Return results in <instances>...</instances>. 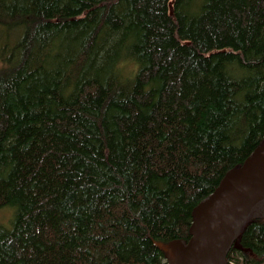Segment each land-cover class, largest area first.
Here are the masks:
<instances>
[{
	"label": "trees",
	"instance_id": "trees-1",
	"mask_svg": "<svg viewBox=\"0 0 264 264\" xmlns=\"http://www.w3.org/2000/svg\"><path fill=\"white\" fill-rule=\"evenodd\" d=\"M263 141L264 0H0V264H166Z\"/></svg>",
	"mask_w": 264,
	"mask_h": 264
},
{
	"label": "water",
	"instance_id": "water-1",
	"mask_svg": "<svg viewBox=\"0 0 264 264\" xmlns=\"http://www.w3.org/2000/svg\"><path fill=\"white\" fill-rule=\"evenodd\" d=\"M191 217L188 242H154L166 264H227L228 251L246 224L264 218V141L240 167L224 174Z\"/></svg>",
	"mask_w": 264,
	"mask_h": 264
},
{
	"label": "rangeland",
	"instance_id": "rangeland-1",
	"mask_svg": "<svg viewBox=\"0 0 264 264\" xmlns=\"http://www.w3.org/2000/svg\"><path fill=\"white\" fill-rule=\"evenodd\" d=\"M225 71L228 75L236 79L250 78L252 76H255V72L252 69V67L248 65L247 63L241 62L240 59H238L237 56L234 54L233 51L229 55V60L225 68Z\"/></svg>",
	"mask_w": 264,
	"mask_h": 264
}]
</instances>
